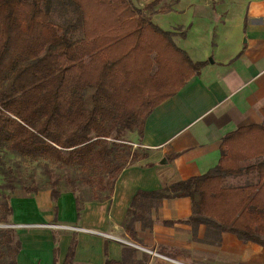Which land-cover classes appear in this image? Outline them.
<instances>
[{
	"label": "trees",
	"instance_id": "16d2710c",
	"mask_svg": "<svg viewBox=\"0 0 264 264\" xmlns=\"http://www.w3.org/2000/svg\"><path fill=\"white\" fill-rule=\"evenodd\" d=\"M51 1L0 0V147L23 158L77 167L80 183L94 184L99 191L108 187L105 195L85 200L73 187L78 216L81 202L109 199L120 171L147 156L125 149L124 138L135 130L141 137L153 108L206 61H192L175 45L171 31L145 18L130 0H69L81 20L79 37L70 41L51 19ZM260 156L264 124L228 132L218 163L209 171L161 189L137 191L125 217L126 233L135 237L132 224L144 218L147 208L187 196L192 215L183 221L212 223L264 246V158L245 168L258 170L257 185H223L226 175L243 171L239 161ZM67 181L74 186L73 179ZM55 185L56 180L53 200L60 194ZM141 198L146 202L138 206ZM1 206L0 223L12 224L8 198ZM144 219L148 226L151 220ZM20 247L15 228L1 227L0 264H16ZM74 248L73 239L61 264H72ZM53 250L55 254L56 246ZM104 264L126 263L106 259Z\"/></svg>",
	"mask_w": 264,
	"mask_h": 264
},
{
	"label": "crops",
	"instance_id": "0c3cea01",
	"mask_svg": "<svg viewBox=\"0 0 264 264\" xmlns=\"http://www.w3.org/2000/svg\"><path fill=\"white\" fill-rule=\"evenodd\" d=\"M201 1L204 6L196 11L205 17L197 23L202 31L193 43H183L180 48L192 61L206 63L175 94L153 108L141 137L136 131L129 134L147 156L120 171L109 199L81 202L78 216L75 195L68 190L60 192L56 200L49 194L42 202H23L20 210L13 209L10 217L14 219L10 221L18 224L14 228L21 241L16 264H61L73 239L72 264H104L106 259L126 264H264L263 245L222 231L212 223L183 221L192 215L187 196L165 198L147 208L142 215L151 223L145 226L144 218L135 220L134 238L124 227L137 191L161 189L209 171L218 163L225 134L264 124V0ZM263 158L239 161L243 171L226 175L223 185H257L258 170L245 168ZM144 202L146 199L141 198L136 204ZM21 212L31 215V220L22 221ZM50 223L88 230L41 226ZM42 237L45 251L38 248Z\"/></svg>",
	"mask_w": 264,
	"mask_h": 264
},
{
	"label": "rangeland",
	"instance_id": "374dc122",
	"mask_svg": "<svg viewBox=\"0 0 264 264\" xmlns=\"http://www.w3.org/2000/svg\"><path fill=\"white\" fill-rule=\"evenodd\" d=\"M130 3L132 7L139 9L145 18L162 29L171 31L172 40L179 48H183V43H193L195 36H199L200 31H202L197 23L198 21L202 22L205 17H200L203 14L202 11H196L198 7L204 6L201 0H179L175 4H173L174 0H130ZM50 10L51 19L64 28V35L67 39L70 41L77 39L81 32L78 9L69 0H52ZM174 34L177 36L175 39L173 38ZM176 39L181 40L176 43ZM210 56L207 57V60ZM129 134L124 138L127 141L125 145L123 144L124 148L130 147L131 150L143 151L130 139ZM80 176L82 175L77 167H62L51 160L23 158L12 153L6 147H0V214L2 213L1 203L4 198H8L12 211L13 209L18 211V208L20 210V205L23 202H42L49 196L54 180H56L55 187L58 191H71L73 187H76V189L74 188L75 193L83 200L94 197L96 193L102 196L108 192V187L103 191H99L94 184L80 183ZM67 178L75 181L74 186L68 183ZM8 184H11L13 188H7ZM21 215L23 216L22 221L31 220V215L22 212ZM8 218L10 220L14 219L10 216ZM2 225L0 223V228L7 227ZM26 231L30 233L31 230L27 229ZM43 237L38 248L45 251L47 245Z\"/></svg>",
	"mask_w": 264,
	"mask_h": 264
},
{
	"label": "built area",
	"instance_id": "2783aa9c",
	"mask_svg": "<svg viewBox=\"0 0 264 264\" xmlns=\"http://www.w3.org/2000/svg\"><path fill=\"white\" fill-rule=\"evenodd\" d=\"M2 226H10V227H17L18 224H3ZM22 226H26V225H22ZM41 226H44V227H49V228H55V229H67V230H88V229H84V228H80V227H76V226H73V225H62V224H58V223H50V224H42ZM96 232V231H94ZM100 234L104 235L105 237H110V235L106 234V233H102L100 232ZM129 244H133V243H130V242H127ZM134 245V244H133ZM148 251L149 253L153 254V255H156V256H159L163 259H167V260H170V261H175V262H178L174 259H171L165 255H162V254H159L155 251H152V250H146Z\"/></svg>",
	"mask_w": 264,
	"mask_h": 264
}]
</instances>
